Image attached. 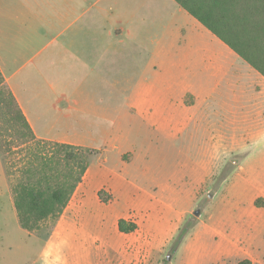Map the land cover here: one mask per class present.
Returning a JSON list of instances; mask_svg holds the SVG:
<instances>
[{
	"label": "crops",
	"instance_id": "crops-1",
	"mask_svg": "<svg viewBox=\"0 0 264 264\" xmlns=\"http://www.w3.org/2000/svg\"><path fill=\"white\" fill-rule=\"evenodd\" d=\"M191 37L204 45L190 57L198 70L184 68L187 79L175 83L171 77L182 69L165 60L177 59L173 45ZM0 69L37 138L101 151L98 169L90 164L47 239V259L57 250L65 264H132L119 255L142 219L150 220L144 234L162 244L183 216L141 183L143 153L124 144L115 113L106 110L115 107L117 91L141 125L188 140L180 151L196 169L235 165L264 200V75L176 0H0ZM92 77L100 82L94 87ZM70 121L78 128L67 132ZM93 140L108 142L98 148ZM108 154L116 164L107 165ZM134 169L143 173L134 176ZM222 183L228 188L230 177ZM101 189L112 193L110 203L100 199ZM9 200L14 204L12 191ZM122 218L138 229L121 232ZM166 218L173 222L160 228Z\"/></svg>",
	"mask_w": 264,
	"mask_h": 264
},
{
	"label": "rangeland",
	"instance_id": "rangeland-1",
	"mask_svg": "<svg viewBox=\"0 0 264 264\" xmlns=\"http://www.w3.org/2000/svg\"><path fill=\"white\" fill-rule=\"evenodd\" d=\"M191 35L197 37L199 34ZM179 42L172 49V54H176L172 57L177 59L168 60L170 56L165 60L166 66L174 63L178 69H182L176 70L178 74L171 77L175 83H183L187 79L186 72L189 70L184 68L198 70L197 63L194 65L190 57L198 55L204 46L193 37L182 44ZM189 77L190 81L194 78ZM98 83L95 77L88 82L90 87ZM124 95V92L117 91L115 101L111 100L115 107L109 105L106 110L115 113L117 134L124 135V144L129 140L130 145L143 153L137 167L145 172L134 169L131 173L134 176L143 173L141 183L159 193L165 201L174 202L178 209L176 215L183 216L174 220L177 227L164 236L162 244L155 243L156 235L144 234V226L150 220L142 219L141 230L126 239V247L119 259H129L132 264H238L244 259L251 260L252 264H264V209H261L264 208V200L255 198L253 190L246 184L248 174L235 165L226 167L222 163L211 174L196 169L192 165L194 158L182 153L187 150L188 140L163 138L155 129L141 125L128 112ZM104 96L108 100L107 93ZM104 103L109 104L108 101ZM85 118L88 119V116ZM77 128L72 121L64 125L67 132ZM89 128L91 131L94 129L92 124ZM93 142L96 147L102 148L100 146L108 141ZM95 150L90 164L95 163L96 171L101 151ZM113 155H107L111 159L108 166L116 164L113 163ZM6 167L0 154V264H65L60 251L51 252L49 259L45 256L46 242L54 227L30 233L20 226L14 204L9 200L11 191ZM228 177L230 184L227 188L222 182ZM156 184L159 186L155 187ZM123 199L120 201L124 204ZM196 211H200L199 215L195 214ZM148 215L151 214L148 212ZM170 220L173 222V218L160 220L159 227L164 225V229L169 228Z\"/></svg>",
	"mask_w": 264,
	"mask_h": 264
},
{
	"label": "trees",
	"instance_id": "trees-1",
	"mask_svg": "<svg viewBox=\"0 0 264 264\" xmlns=\"http://www.w3.org/2000/svg\"><path fill=\"white\" fill-rule=\"evenodd\" d=\"M176 1L264 75V0ZM95 152L90 147L37 138L0 69V154L23 229L36 233L57 224ZM98 195L105 203L114 199L105 189ZM118 228L131 233L138 225L122 218ZM238 264L252 262L244 259Z\"/></svg>",
	"mask_w": 264,
	"mask_h": 264
},
{
	"label": "water",
	"instance_id": "water-1",
	"mask_svg": "<svg viewBox=\"0 0 264 264\" xmlns=\"http://www.w3.org/2000/svg\"><path fill=\"white\" fill-rule=\"evenodd\" d=\"M199 213H200V211H196V212H195L196 215H199Z\"/></svg>",
	"mask_w": 264,
	"mask_h": 264
}]
</instances>
